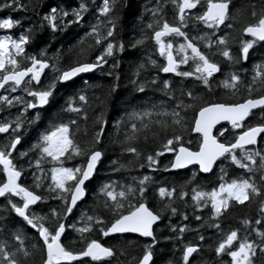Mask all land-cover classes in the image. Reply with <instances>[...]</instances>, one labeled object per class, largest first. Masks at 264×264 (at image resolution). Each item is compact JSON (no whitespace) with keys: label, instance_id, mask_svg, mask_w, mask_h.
<instances>
[{"label":"snow or ice","instance_id":"6c2138e0","mask_svg":"<svg viewBox=\"0 0 264 264\" xmlns=\"http://www.w3.org/2000/svg\"><path fill=\"white\" fill-rule=\"evenodd\" d=\"M169 4L172 22L166 13ZM29 7L40 14L39 4H24L22 0L0 3V11L26 12ZM144 10L151 13V19L131 47L143 46L149 39L154 41L156 51L165 61L159 71L184 80L192 78L197 86L177 83L173 88L169 80H164L161 91L172 102L171 110H126L130 131L125 132L122 140H113V143L119 144L122 154L142 158L144 163L139 167H148L153 172H170L197 165L199 173L209 174L219 168L218 185L211 190L199 185L190 189L193 218L200 224L189 228L187 224L171 223L172 217L176 216L182 221L189 220L187 212L176 204L177 201L184 202L189 195L187 184L179 188H156L162 207L150 206L147 197L153 178L149 175L133 177V183H102L95 193L92 214L81 212L77 221L79 227L76 223H66L78 202L87 195L86 182L93 178L106 155L101 146L107 121L102 110L96 113V130L84 144L75 139V133L79 131L76 119L53 123L40 133L38 141L27 151H18L25 124L31 125L41 119L39 111L31 119H27V113L50 105L55 99L57 85L73 82L81 74L99 70L119 81V75H114L120 64L116 54L123 52L125 45L116 39V0H103L95 22L89 24V31L85 33L92 43L79 53L84 56L85 52H94L93 58L78 59L69 67L61 68L55 61L50 62L45 49L35 55L29 54L26 46L36 38L37 30L46 28L51 33L63 32L72 25H81L84 14L89 11L86 0H81L77 6L49 4L38 25L24 28L15 38L0 35V89L5 93L0 94V113H4L0 116V134L6 138L0 144V198L5 201L3 213H0V234L8 233L15 241L14 244L0 241V264H154L155 249L162 242H172L173 250L177 243L181 246L179 264H264V59L253 65L250 81L241 75V71L246 70L236 68L249 59L250 50H254L256 44L264 42V0H155L151 7L145 5ZM21 27V19L0 18V30ZM185 29L200 34L190 37ZM145 30L151 34L146 35ZM233 31L238 36H233ZM175 38H181L182 42L176 45ZM236 43L239 47L234 53L232 47ZM201 45L208 51H203ZM214 56L227 62L228 71L224 72L218 86L229 94L228 100L206 99V95L213 92L216 74L222 72L221 64L211 58ZM149 63L156 65L155 60L150 59ZM181 65H189V70H181ZM45 69H51L53 73L46 84L42 81ZM131 83L135 92L145 91L144 83L136 80ZM150 83L155 85L157 81L152 79ZM118 86L113 83L110 93L116 92ZM242 89L246 95L231 99ZM18 91L23 95H12ZM86 106H90L89 98L86 90H81L68 98L63 110L87 120ZM13 108L16 109L14 116ZM253 119L259 122L252 123ZM122 122H116L117 129ZM73 126H76L75 131ZM191 134H195V146L192 139H186ZM141 139L145 146L153 143L156 148L149 154L142 153ZM30 152L35 156L26 160ZM165 153H170L172 158L160 168L159 158ZM75 157L83 158V162L65 166L66 160ZM45 164L50 165L47 170ZM111 164L117 165L118 160H112ZM231 166L241 170L242 175L226 180ZM124 167L119 165L113 171ZM30 169H34L31 187L21 181ZM195 179L193 173L188 184ZM45 181L44 191L50 194V199L60 201L62 207H52L42 215L33 206L44 202L45 197L33 188H43ZM253 203L256 204L255 217H242L238 221L239 228H222V221L231 208ZM185 207H188L186 203ZM205 209L207 215L196 214ZM12 213L23 221V225L35 231V242L26 244L28 237L20 230L23 225L16 226L10 219ZM166 216L169 222L161 229L160 222ZM205 226L216 230L219 238L214 245L202 248L199 243L184 242L187 231L197 233L198 241H205V236L200 234V228ZM68 229L78 234V241L68 240ZM165 229L168 234H163ZM93 233L114 238L116 243L106 246L94 238ZM125 234L145 238L139 256H130L129 246L133 242L127 240ZM122 239L124 243H121ZM65 240H68L67 244ZM77 242L82 245L79 251L69 246ZM209 250L214 256L203 259L202 253ZM120 257L126 259L122 261ZM197 257L201 259L197 260ZM166 264H174V261L168 260Z\"/></svg>","mask_w":264,"mask_h":264},{"label":"trees","instance_id":"16d2710c","mask_svg":"<svg viewBox=\"0 0 264 264\" xmlns=\"http://www.w3.org/2000/svg\"><path fill=\"white\" fill-rule=\"evenodd\" d=\"M4 0H0V3H3ZM81 0H22L24 4H39L41 7L38 9L39 15L33 12L32 8L29 7L28 11H16L10 12L8 9L0 11V18H5L11 16L12 19H21L23 27L17 29L14 28L10 31L0 30V35H12L14 38L17 37L24 28H28L32 24L38 25L40 23V17L46 11V6L60 4L77 6ZM89 11L84 14V20L81 25H72L63 32L51 33L46 28L44 30H37L35 32V39L26 46V50L29 54L35 55L41 49H45L47 53V58L50 59V62L55 61L58 67L67 68L78 59H84L85 57L93 58L94 52L89 54L85 52L84 56H80L79 53L82 49H87V45L92 43L91 39L85 35L89 31V24L95 22V16L97 10L102 6L103 0H86ZM155 3V0H116L117 11L115 13L118 16L117 21V30H116V39L117 41H122L125 45V50L123 52H118L116 54V59L119 60V67L115 70L114 75H119V81H115L114 77H109L102 74L99 70L93 72L92 74L85 75L82 78H77L73 82L66 84H58L55 99L50 105L44 106L42 109H31L28 110L27 119H31L39 111L41 119L36 121L34 124H25V130L22 131V142L18 145V151H27L33 143L38 141L40 133L44 132L49 126L53 123L58 122H68L71 119L77 120V125L79 131L75 133V139L81 144L86 143L91 139L92 134L95 132V114L103 111L104 119L107 121L105 125V136L103 138L102 148L106 152L105 157L102 160V163L99 164V167L96 171L95 177L87 184V197L80 202L76 208H74L73 213L67 218L66 223H76L77 227L81 226L77 221L81 216V212H87L92 214L91 209L93 207V202L95 198L96 190L100 187L102 183H108L110 181H117L119 183H133V177L140 178L144 175H149L153 178V183L149 186L148 192V202L153 208H161L162 202L158 195L156 194V188L166 187L179 188L182 185L187 184V191L189 195L185 197L184 202L177 201V206L182 210L186 211L189 215L188 221H182L179 216L172 217L171 223L173 224H187L189 228H196L200 222L196 221L193 218V208L191 191L190 189L194 186L199 185L205 190H211L213 186L218 185L219 183V168H216L213 173L208 175H203L198 172V168H191L180 172H164L156 171L153 172L148 167L140 168L139 164L144 163L143 159H137L131 154L121 153L118 143H113V140H122L126 131H130V124L128 117L125 115V111H162V110H171L172 102L168 100V97L164 95V92L161 91L162 82L164 80H169L173 88L176 87L177 83L187 85L188 87H196L197 82L194 79L189 78L184 80L180 77H175L173 74H164L159 71V67L165 62L164 58L159 55L156 51V45L154 41L147 40L143 46L132 48L131 44L136 38H140L141 29L151 19V13L144 10V6L147 5L151 7ZM167 18L170 22L173 20L171 13V5L166 6ZM202 27V26H201ZM188 32L189 36L199 35V32L191 31L190 29H185ZM146 35L151 33L148 30H145ZM221 34V33H218ZM233 36H238V33L233 31ZM168 39V38H166ZM182 42L181 38H175V44L178 45ZM239 45L238 43L234 44L232 51L236 52ZM201 48L203 49L202 45ZM207 50V49H205ZM215 50V49H213ZM175 53V52H174ZM176 55V53H175ZM216 60L222 66V72L216 75V79L213 81V92L206 95V99H216V100H228L230 99L229 94L226 90L220 88L219 81L224 77V64L218 59L211 57ZM155 60L156 65L153 66L149 63V60ZM264 59V42L258 43L255 45L254 50H250L249 59L246 62H243L241 65L236 66L237 69H244L246 71H241L242 77L250 81L253 75V65L261 62ZM111 63V60L109 61ZM143 64L144 67L140 68L139 65ZM191 64V61L189 62ZM181 70H189V65H181ZM138 73V75H137ZM53 73L51 69H46L45 73L42 76L43 83H48L51 79ZM156 79L157 83L155 85L151 84L150 81ZM132 80H136L138 83H144L145 91L143 93L135 92L134 85L131 83ZM85 82H87L85 84ZM113 83H118V88L116 92L110 93L109 89ZM81 90H86V94L89 98V105L86 106L87 120L80 119L74 113L65 112L63 109L65 107V102L69 97H73L76 93H79ZM200 90V89H197ZM206 92V90H203ZM0 94H5L4 90ZM23 95L19 91L13 93L12 95ZM246 95V92L242 89L237 97H231V99H239L240 97ZM99 97V100L96 98ZM30 99V98H29ZM131 101V104H129ZM78 104V102H77ZM155 105V107H153ZM12 115H16V109L11 110ZM4 113H0V116ZM191 112L188 113V118L191 119ZM155 118V117H153ZM122 120L123 122L119 125V128L116 127V122ZM257 119H253L252 123H258ZM127 125V128H126ZM76 126H73L75 131ZM87 133V135H85ZM193 140V146H195V134H191L186 137V139ZM4 134H0V144L5 141ZM139 147L141 148L142 153L149 154L156 145L149 143L147 146L144 145L143 140L141 139ZM17 153H14V156ZM35 153H29V157L33 158ZM170 153H165L163 157H160V165L162 168L164 164H167L171 159ZM112 160H118L117 165H112ZM83 158L75 157L72 160H66L65 166L72 167L76 164L82 163ZM18 163H23L18 161ZM119 165H125L126 167L120 168L119 171H113L114 167H119ZM25 167L27 165L25 164ZM49 164H45L44 168L47 170ZM30 169L25 173V176L21 177V181L27 186H33L32 171ZM229 174L225 176L226 180L235 178L242 175L241 170L235 169L234 166L229 167ZM193 173L196 174V179L192 183L188 184V181L192 177ZM47 187V181L43 188L34 189L38 194H41L45 197L44 202H39L37 205L33 206L36 212L40 214H46L49 212L52 207H62L61 202L57 200L50 199V194L44 191V188ZM17 199L18 198H14ZM185 203L188 207H185ZM5 206V201L3 198H0V213H3V208ZM208 210L205 209L203 213H196L207 215ZM10 219L15 222L17 227L23 225V221L15 217V214H9ZM245 216L255 217L256 216V204L253 203L247 207L236 205L230 209L226 218L222 221V228L228 230L229 228H239L240 224L238 221ZM169 221L167 216L163 221L160 222V228H164V225ZM20 230L26 234L28 239L26 244L35 242L36 233L33 229L28 228L26 225L20 227ZM158 229V235H159ZM163 234H168L165 229ZM200 234L205 236V241L200 242L197 239V233L193 231H187L184 234V242H192L201 244L202 248H206L209 245H214L219 237L217 236L216 230L207 228L206 226L200 228ZM243 234V231L241 232ZM94 238L100 240L106 246L116 243L114 238L102 237L98 233L92 234ZM66 236L68 240H79L78 234L73 232L71 229H68ZM127 240H131L133 243L129 246L130 256H139L142 253L141 244L145 241V238H139L134 234H125ZM7 240L8 243L14 244L15 241L11 240L8 233L0 234V241ZM68 240H65V243H68ZM121 243H124V240H121ZM70 247L75 251H79L82 245L78 242L70 244ZM180 245L177 243L175 250H173L172 242H162L155 249L154 255V264H166L168 260L174 261V264H179V257L181 255ZM214 256V253L209 251H204L202 253V258L209 260ZM37 260L39 257L37 256ZM87 260L88 258H84ZM125 257H120V260H125ZM201 257H197V260ZM225 259H228L225 257ZM77 264V262H73Z\"/></svg>","mask_w":264,"mask_h":264},{"label":"water","instance_id":"95a60500","mask_svg":"<svg viewBox=\"0 0 264 264\" xmlns=\"http://www.w3.org/2000/svg\"><path fill=\"white\" fill-rule=\"evenodd\" d=\"M45 71H46V69H45ZM45 73V72H44ZM89 74H92V73H85V74H81L79 77H77V78H82L83 76H85V75H89ZM164 74H166V73H164ZM167 74H171V73H167ZM77 78H75V79H77ZM74 79V80H75ZM69 83V82H68ZM2 90L3 89H0V93L2 92ZM98 167H99V165H98ZM98 167H97V169H98ZM198 168V166L197 165H189L187 168H185V169H178V170H173V171H170L169 173H174V172H180V171H184V170H187V169H191V168ZM97 171V170H96ZM95 174H96V172L94 173V176H93V178L95 177ZM201 174H203V173H201ZM210 174V173H209ZM203 175H208V174H203ZM92 178V179H93ZM91 179V180H92ZM90 180V181H91ZM90 181H88V182H90ZM88 182H86V185L88 184ZM87 197V195L84 197V199ZM83 199V200H84ZM82 200V201H83ZM82 201H80V202H82ZM80 202H78V204L80 203ZM74 210V209H73ZM70 216V215H69ZM134 235H136V234H134Z\"/></svg>","mask_w":264,"mask_h":264},{"label":"flooded vegetation","instance_id":"af4514ba","mask_svg":"<svg viewBox=\"0 0 264 264\" xmlns=\"http://www.w3.org/2000/svg\"><path fill=\"white\" fill-rule=\"evenodd\" d=\"M203 51H208V50H205V49H202ZM213 51H215V50H213ZM234 52V51H233ZM235 53V52H234ZM214 58L215 59H218V61H221V62H223V64H224V72H226V71H228V68H227V62H225L224 60H223V58L222 57H219V56H214ZM181 67V66H180ZM223 72V73H224ZM219 74V73H218ZM218 74H216V75H218ZM222 77H224V75L222 76ZM89 183V182H88Z\"/></svg>","mask_w":264,"mask_h":264},{"label":"bare ground","instance_id":"6f19581e","mask_svg":"<svg viewBox=\"0 0 264 264\" xmlns=\"http://www.w3.org/2000/svg\"><path fill=\"white\" fill-rule=\"evenodd\" d=\"M174 55H175V53H174Z\"/></svg>","mask_w":264,"mask_h":264}]
</instances>
